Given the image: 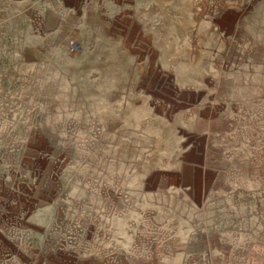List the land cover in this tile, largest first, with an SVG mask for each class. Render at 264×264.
Masks as SVG:
<instances>
[{"label": "rangeland", "instance_id": "obj_1", "mask_svg": "<svg viewBox=\"0 0 264 264\" xmlns=\"http://www.w3.org/2000/svg\"><path fill=\"white\" fill-rule=\"evenodd\" d=\"M175 4L142 65L122 43L85 44L75 17L53 16L62 0H0L1 229L49 249L95 223L107 247L112 233L156 261L193 218L264 264L248 252L264 250V0Z\"/></svg>", "mask_w": 264, "mask_h": 264}, {"label": "crops", "instance_id": "obj_2", "mask_svg": "<svg viewBox=\"0 0 264 264\" xmlns=\"http://www.w3.org/2000/svg\"><path fill=\"white\" fill-rule=\"evenodd\" d=\"M62 2L64 10H52L53 16L59 19L66 16L75 17L77 31L85 44L90 38L95 43L98 40L122 43L123 48L139 51L142 65L149 63V57L144 51L151 46V34L160 32L166 24V12L168 11L170 16L177 14V18L180 19L182 11L181 5L175 4V0H62ZM190 6L196 11L195 4ZM181 189L179 193L189 198H194L198 193V190L191 186ZM189 202L196 211L199 203L192 202L191 199ZM187 223L192 227L196 225V220L185 218L182 227L179 226L178 230L174 229L154 243L158 255L156 261L146 259L148 252L146 245L143 243L140 245L139 241L119 251L112 233L107 237L109 239L107 247L106 236L102 238L100 228L95 223L92 234L86 235L83 229H79L77 234H64L58 240L62 243L58 245L54 244V241H57L56 235H49L48 241L53 242L49 249L43 246L38 236H27L14 228L4 231L0 227V264H118V258H124L128 264H247L245 249H230L229 234L213 229L203 236L195 229H185ZM138 240L144 242L143 238ZM206 241L209 242L208 248L204 244ZM248 252H257L261 255L264 250ZM234 253H237V258H234Z\"/></svg>", "mask_w": 264, "mask_h": 264}, {"label": "built area", "instance_id": "obj_3", "mask_svg": "<svg viewBox=\"0 0 264 264\" xmlns=\"http://www.w3.org/2000/svg\"><path fill=\"white\" fill-rule=\"evenodd\" d=\"M69 48L71 51H76L79 49V44L75 41H70L69 42Z\"/></svg>", "mask_w": 264, "mask_h": 264}]
</instances>
